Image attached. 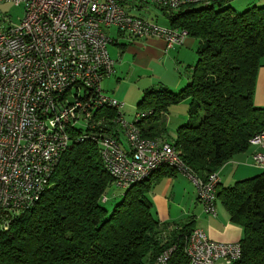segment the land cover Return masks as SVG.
I'll list each match as a JSON object with an SVG mask.
<instances>
[{
    "label": "trees",
    "instance_id": "1",
    "mask_svg": "<svg viewBox=\"0 0 264 264\" xmlns=\"http://www.w3.org/2000/svg\"><path fill=\"white\" fill-rule=\"evenodd\" d=\"M225 1L165 13L170 27L198 40L196 61L183 88L145 90L136 106L142 136L151 137L154 127L145 130L142 123L188 100L187 120L168 142L203 180L246 152L252 137L264 131V107L254 104L264 57V5L236 13ZM115 114L106 109L98 116L107 122ZM163 170L126 188L109 212L102 198L112 178L96 145L72 140L40 200L0 231V264H154L171 246L169 264H187L191 223L159 222L148 198ZM217 189L230 222L242 229L241 257L233 264H264V169Z\"/></svg>",
    "mask_w": 264,
    "mask_h": 264
},
{
    "label": "built area",
    "instance_id": "2",
    "mask_svg": "<svg viewBox=\"0 0 264 264\" xmlns=\"http://www.w3.org/2000/svg\"><path fill=\"white\" fill-rule=\"evenodd\" d=\"M0 1L24 8L17 25L0 31V231L40 200L72 140H91L96 145L112 184L119 189L161 169L180 172L195 186L204 213L214 217L218 172L199 179L169 142L143 138L137 117L126 121L123 103L101 86L115 73L108 52L114 39L106 29H115L130 44L159 39L166 49L181 46L187 32L132 15L127 0ZM142 1L171 13L185 4L219 0ZM106 109L116 113L112 125L97 117ZM119 133L127 149L118 141ZM249 144L264 149V131ZM248 165L264 169V152H253ZM174 250L171 246L162 251L154 264H169ZM184 254L187 264H233L241 257V244L210 240L202 229L194 228Z\"/></svg>",
    "mask_w": 264,
    "mask_h": 264
},
{
    "label": "crops",
    "instance_id": "3",
    "mask_svg": "<svg viewBox=\"0 0 264 264\" xmlns=\"http://www.w3.org/2000/svg\"><path fill=\"white\" fill-rule=\"evenodd\" d=\"M255 3H264V0H254L249 6L256 5ZM157 8L161 14H154V23L169 27V15L165 14L161 8ZM112 29H106V33L114 39L108 46V52L115 61V73L105 79L107 84L103 90L106 94L117 100H123L125 103H131L133 97H140L136 102L137 106L145 90L162 87L176 92L186 85L189 73L196 61L198 40L187 37L181 46L166 49L164 42L155 38L130 44L116 30L112 33ZM185 102L188 100L180 103L185 104ZM254 104L264 107L263 66L257 72ZM173 110L175 112L167 110L159 114L157 120H150L142 126L145 130L154 127L149 131L153 135L151 137H160L170 142L173 138L166 137L167 125L183 124L188 117V105H182L178 111ZM118 141L123 148H128L122 133L118 134ZM257 151L264 152V149L250 146L246 152L234 156L224 164L218 171L219 188L230 186L235 181L258 174L259 169L248 165L249 156ZM161 173L165 174L155 180L148 193L155 217L159 222L170 224L189 222L193 229H202L210 240L221 243L240 241L242 229L230 222L229 215L219 199L216 200L215 205L216 215L209 216L204 213L197 201L195 186L185 175L168 169H164L159 174Z\"/></svg>",
    "mask_w": 264,
    "mask_h": 264
},
{
    "label": "rangeland",
    "instance_id": "4",
    "mask_svg": "<svg viewBox=\"0 0 264 264\" xmlns=\"http://www.w3.org/2000/svg\"><path fill=\"white\" fill-rule=\"evenodd\" d=\"M253 1L254 0H227L224 2V7L228 6L234 12L241 13L244 10H246L248 7H251L249 5L251 3H253ZM255 2H257V1H255ZM126 5H127L128 10L130 11V13L132 15L139 16V17H141L145 20H148V21L154 22L155 21L154 14H161V12L157 8V6L152 4L149 1L127 0ZM256 5L262 6V5H264V3H258ZM23 15H24L23 5L15 6L12 2H9V1L1 2L0 1V31L6 30L10 27L17 25L19 23V21L22 19ZM111 32L115 33L116 31H115V29H112ZM262 66L264 67V57L261 58V60H260V67H262ZM106 84L107 83L104 79L101 83L102 90H103V87L106 86ZM74 94H75V91H73L71 93V95L68 96V99L70 101L74 100V96H73ZM139 98L140 97H137V96L133 97V99L131 100V103H128V102L125 103V101H123V100H118L119 102L123 103L122 113H123V116H124L126 121H128V122L134 121L136 114L138 112V110L136 108V102L139 100ZM182 105H188V102H185V104L180 103V104L175 105V106H170L168 108V111L169 112H175L173 109H176V111H178L180 109V107H182ZM124 107H125V112H124ZM97 117H100V120H102L101 118H104L103 116H97ZM112 120L113 119H110L109 121L107 120V122L113 123ZM150 120L155 121V120H157V118L146 119V121L142 123L143 126L146 123H148ZM157 123H158V121H157ZM177 126H179L177 123H171V124L167 125V129H166V137L167 138L168 137L169 138L175 137L174 132H176L175 129ZM137 127L139 130L141 129L138 124H137ZM140 132H141V130H140ZM142 137L147 138V139L157 138V137H150V136H145V135ZM49 187H50V185L48 186V188ZM123 192H124V189H119L112 184L107 190V193H106L107 200H106V202H103L102 206L107 211L110 212L112 210V208L121 200Z\"/></svg>",
    "mask_w": 264,
    "mask_h": 264
},
{
    "label": "bare ground",
    "instance_id": "5",
    "mask_svg": "<svg viewBox=\"0 0 264 264\" xmlns=\"http://www.w3.org/2000/svg\"><path fill=\"white\" fill-rule=\"evenodd\" d=\"M103 198H105V201H102V202H106V200H107V197L106 196H104ZM157 258V257H156Z\"/></svg>",
    "mask_w": 264,
    "mask_h": 264
}]
</instances>
